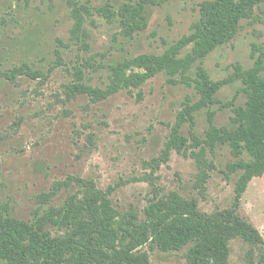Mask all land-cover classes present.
Listing matches in <instances>:
<instances>
[{"label": "rangeland", "instance_id": "rangeland-1", "mask_svg": "<svg viewBox=\"0 0 264 264\" xmlns=\"http://www.w3.org/2000/svg\"><path fill=\"white\" fill-rule=\"evenodd\" d=\"M78 1L89 4L91 14L84 17L86 35L72 39L74 18L67 0H0V203L12 215L28 220L39 206L40 193L55 182H71L51 199L59 205L76 190L69 179L80 177L93 180L101 189L113 187L114 207L119 212L134 207L140 217L154 193L171 190L197 199L204 213L230 207L237 175L226 169L235 160L228 145L218 143L208 151L214 168L200 190L189 151L172 150L167 160L161 159L183 102L198 100L192 85L169 82L168 74L159 71L139 87L119 89L101 100L71 91L79 84L103 89L111 65L139 54H161L190 33L202 0H153L146 6V28L132 37H125L117 21L108 22L98 12L105 4L117 10L128 0ZM192 46L183 47L179 56L188 54ZM262 51L264 1L252 17L240 20L230 42L195 60L186 72L194 77L202 65L211 80L226 81L216 92L219 102L195 112L198 136L204 137L210 111L214 125L234 127L230 104L244 105L247 99L235 66L251 69ZM23 63L39 75L6 77ZM181 132L188 135L187 125ZM238 213L253 224L264 242V175L249 181ZM187 248L154 247L148 253L152 264H184ZM250 255L253 264H259L247 242L240 237L229 241L227 264H248Z\"/></svg>", "mask_w": 264, "mask_h": 264}, {"label": "trees", "instance_id": "trees-1", "mask_svg": "<svg viewBox=\"0 0 264 264\" xmlns=\"http://www.w3.org/2000/svg\"><path fill=\"white\" fill-rule=\"evenodd\" d=\"M263 1L202 0L199 18L192 23L190 33L161 54H139L111 65L110 80L103 89L79 84L71 90L101 100L119 89L139 87L159 71L168 74L169 82L192 85L198 100L183 102L170 126L161 159L167 160L172 150L189 151L198 169L195 185L200 190L214 168L207 158L208 151L218 143L228 145L235 160L226 169L237 175L230 207L204 213L198 209L197 199L171 190L164 195L154 193L140 217L134 207L125 212L114 207L110 198L113 187L101 189L91 179L72 177L69 180L76 185L75 191L68 193L61 204L54 205L51 199L57 191L71 183L55 182L50 190L37 196L39 206L28 220L12 215L7 205L0 203V264H152L148 250L156 247L179 251L185 246L188 248L184 264H227L229 241L235 237L247 242L250 253L255 252L257 262L264 264V242L259 231L238 213L249 181L264 175V51L251 69L243 71L235 66L247 99L244 105L230 104L234 127L214 125V112L210 111L204 137L194 130V114L219 102L215 95L226 81L211 80L202 65H198L194 77L186 73L195 60L230 42L240 20L252 17L254 8ZM67 2L74 18L71 38H81L86 35L84 17L91 14V7L78 0ZM153 2L128 0L117 10L105 4L98 12L108 22L117 21L125 37H132L146 28V6ZM190 43L191 51L179 56L180 50ZM19 74L35 78L39 72L23 63L5 73L11 80ZM176 74L179 78H174ZM184 125L188 135L181 132ZM157 160L154 159L156 165ZM253 263L250 255L248 264Z\"/></svg>", "mask_w": 264, "mask_h": 264}]
</instances>
